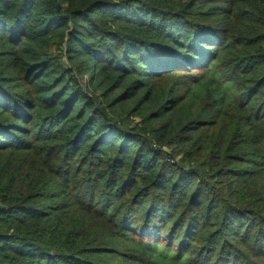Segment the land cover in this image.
<instances>
[{
    "label": "trees",
    "instance_id": "trees-1",
    "mask_svg": "<svg viewBox=\"0 0 264 264\" xmlns=\"http://www.w3.org/2000/svg\"><path fill=\"white\" fill-rule=\"evenodd\" d=\"M0 264H264V0H0Z\"/></svg>",
    "mask_w": 264,
    "mask_h": 264
},
{
    "label": "rangeland",
    "instance_id": "rangeland-1",
    "mask_svg": "<svg viewBox=\"0 0 264 264\" xmlns=\"http://www.w3.org/2000/svg\"><path fill=\"white\" fill-rule=\"evenodd\" d=\"M86 79L87 78H84L81 80V83L84 85L85 82H86ZM143 118L142 115H138L136 117H131L125 124L128 126V127H136V126H139L140 128L143 126L142 123H141V119ZM118 119V118H116ZM121 123V122H119ZM155 147H157V145H155ZM177 161L180 163L181 166H184V167H187L189 168V166L187 165L186 162L180 160V158H177ZM173 162V161H171ZM190 165V164H189Z\"/></svg>",
    "mask_w": 264,
    "mask_h": 264
}]
</instances>
